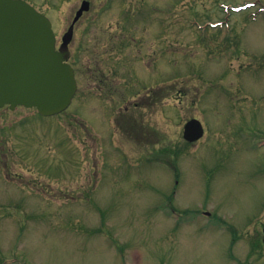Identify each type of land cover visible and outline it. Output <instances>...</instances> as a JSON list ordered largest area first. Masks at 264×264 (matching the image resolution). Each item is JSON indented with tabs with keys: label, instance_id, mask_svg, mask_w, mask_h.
I'll use <instances>...</instances> for the list:
<instances>
[{
	"label": "rangeland",
	"instance_id": "374dc122",
	"mask_svg": "<svg viewBox=\"0 0 264 264\" xmlns=\"http://www.w3.org/2000/svg\"><path fill=\"white\" fill-rule=\"evenodd\" d=\"M90 2L69 108L0 107V264H264V0Z\"/></svg>",
	"mask_w": 264,
	"mask_h": 264
},
{
	"label": "water",
	"instance_id": "95a60500",
	"mask_svg": "<svg viewBox=\"0 0 264 264\" xmlns=\"http://www.w3.org/2000/svg\"><path fill=\"white\" fill-rule=\"evenodd\" d=\"M89 8L84 0L57 49L48 16L25 0H0V106H36L40 113L53 115L70 105L77 79L68 62V45L75 22ZM203 133L196 118L185 124V138L197 140Z\"/></svg>",
	"mask_w": 264,
	"mask_h": 264
}]
</instances>
